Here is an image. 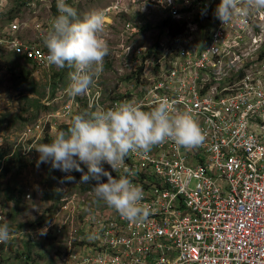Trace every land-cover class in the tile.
<instances>
[{"label": "built area", "instance_id": "2783aa9c", "mask_svg": "<svg viewBox=\"0 0 264 264\" xmlns=\"http://www.w3.org/2000/svg\"><path fill=\"white\" fill-rule=\"evenodd\" d=\"M49 1L57 13L56 0ZM157 2L169 20L156 44L122 47L126 54L136 53L141 77L130 87L138 90L107 95L113 102L108 108L131 99L142 101L148 111L164 97L172 109L194 115L203 139L189 147L165 140L147 152H129L114 169L103 163L114 178L129 169L133 183L143 188L142 206L149 214L139 223L129 222L106 204L102 213L89 214L68 230V247L57 261L264 264V32L250 21L264 20V7L245 12L247 0H238L240 11L223 24L215 15L220 0ZM190 35L204 46H189ZM7 45L39 67L50 65L47 53L33 45L13 39ZM66 88L61 93L68 101L80 100L69 97ZM78 96L88 100L89 108H107L101 90ZM65 224L51 228L49 223L48 232L61 240Z\"/></svg>", "mask_w": 264, "mask_h": 264}, {"label": "rangeland", "instance_id": "374dc122", "mask_svg": "<svg viewBox=\"0 0 264 264\" xmlns=\"http://www.w3.org/2000/svg\"><path fill=\"white\" fill-rule=\"evenodd\" d=\"M156 2L75 0L70 4L79 19L94 9L105 13V30L101 37L107 43L108 52L103 58L102 71L94 75L98 88L90 86L89 92L101 90L107 108L113 103L107 101V95L122 96L130 90H138L130 87L131 81L141 77L140 68L134 62L136 53L126 54L122 47L150 48L156 44L153 42H157V34L160 35L156 24L167 15ZM51 4L49 0H0V145L9 147L8 157L19 152L24 165L0 178V223H7L10 230L8 240L0 242V264H59L58 257L69 244V231L78 228L89 214L102 213L106 205L93 190L77 193L81 185L93 184L91 180L80 183L81 172L64 173L53 169L50 162L38 160L36 149L45 136L52 140L58 130L68 129L63 125H70L74 114L95 111L88 107L86 98L76 96L80 100L74 98L72 102L61 93L69 83L73 68L39 67L24 54L8 48L7 42L13 39L47 53L43 40L54 19L55 5ZM250 21L264 32L261 29L264 20ZM13 24L18 25L17 29H11ZM20 71H29L30 75L28 83L19 90L16 81ZM31 127V132L20 140V135ZM81 168L87 171L85 165L81 164ZM68 176L73 179H67ZM46 189L62 192L55 206L41 199ZM39 220H42L41 225H35ZM61 221H66L67 230L61 232L59 240L48 232V225L54 228Z\"/></svg>", "mask_w": 264, "mask_h": 264}, {"label": "clouds", "instance_id": "9594fccd", "mask_svg": "<svg viewBox=\"0 0 264 264\" xmlns=\"http://www.w3.org/2000/svg\"><path fill=\"white\" fill-rule=\"evenodd\" d=\"M260 7H264V0H247L243 11ZM56 8L57 15L43 40L48 50L46 61L60 68L74 69L69 73L65 89L74 98L86 92L94 83V75L102 71L103 58L108 52L107 43L101 37L105 13L94 9L79 19L76 9L66 0H56ZM238 11V0H220L215 15L224 24ZM142 104L130 99L91 113H76L71 117V127L58 130L50 143H41L36 149L39 162H50L53 169L64 173L81 172L80 183L96 181L92 187L96 197L134 223L143 221L149 214V209L142 206V186L133 183L129 169H124L127 174L114 178L103 168V163L114 169L129 152H147L165 140L189 147L203 139L194 115L172 109L167 98L161 97L148 111L143 110ZM81 164L86 166V172ZM102 177L107 178L106 182H101ZM9 235V225L0 223V242H6Z\"/></svg>", "mask_w": 264, "mask_h": 264}, {"label": "trees", "instance_id": "16d2710c", "mask_svg": "<svg viewBox=\"0 0 264 264\" xmlns=\"http://www.w3.org/2000/svg\"><path fill=\"white\" fill-rule=\"evenodd\" d=\"M52 14L54 15V17L57 15V13L52 10ZM166 23V21L163 22L162 25L159 26V28L163 27V25ZM26 61V60H25ZM27 63H29L28 61H26ZM30 73L29 71H20V75L19 78L16 81L17 87L18 89H22V86L26 83H28V77H29ZM61 77V74H60ZM56 86V82L53 83V90L55 89ZM27 88V87H26ZM64 128H69L71 127L70 125H63ZM52 140L49 139L47 136H45L40 142L39 145L41 143H50ZM9 147H6L5 145L2 146L0 145V178L6 176L8 173L12 172L15 168H23L24 165L22 163V156L19 152H14L10 157H8L9 154ZM94 186V184H90V185H81V188L84 189L86 187L92 189V187ZM62 197V192L60 190H43L42 191V195H41V199L43 201H51L53 203V206L56 205V203H58L59 199ZM42 223V220L37 221V223H35V225L40 226Z\"/></svg>", "mask_w": 264, "mask_h": 264}, {"label": "bare ground", "instance_id": "6f19581e", "mask_svg": "<svg viewBox=\"0 0 264 264\" xmlns=\"http://www.w3.org/2000/svg\"><path fill=\"white\" fill-rule=\"evenodd\" d=\"M164 21H166V23L163 25V26H165L166 24H167V21H168V19H166V18H163L162 19V21H161V23H157L156 25H158L157 26V31H159V30H161L162 29V27L161 28H159V26L160 25H162L163 24V22ZM155 25V26H156ZM177 31V30H176ZM157 35H159V34H157ZM188 45L189 46H193V47H195L196 49H199V48H201V46H204L203 45V42L200 40V41H197L196 39H195V37H193V36H189V38H188ZM168 61H171V58H169V60ZM81 187V186H80ZM79 188V187H78ZM89 191V188L88 187H86V188H84V189H80L79 188V192H77V193H84V192H88Z\"/></svg>", "mask_w": 264, "mask_h": 264}]
</instances>
